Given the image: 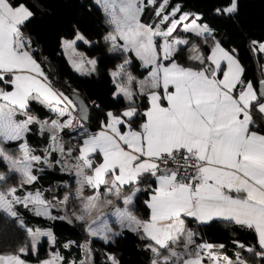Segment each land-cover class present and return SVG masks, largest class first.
<instances>
[{"label":"crops","instance_id":"0c3cea01","mask_svg":"<svg viewBox=\"0 0 264 264\" xmlns=\"http://www.w3.org/2000/svg\"><path fill=\"white\" fill-rule=\"evenodd\" d=\"M184 13L185 19L189 13ZM28 14L25 5H11L7 0H0V74H11V88L19 83L28 90L25 96L27 102L35 99L51 111L47 117H29L25 131L31 123H35L42 137L47 134L42 151L50 148L52 153V137L61 136L62 127L74 129L81 119L76 115V104L72 98L55 89L45 77L26 46L28 37L18 32L19 22ZM197 16L195 13L192 17L196 20ZM208 32V27L204 25L200 33ZM76 33L71 38H60L65 56L63 44L71 46L75 43ZM182 39L180 49L188 56L192 53L190 57L201 58L196 43L193 41L184 47ZM216 44V41L212 43L207 54L210 67L197 68L178 63L185 68L176 67L170 82L162 84L158 81V95L151 103L147 96L143 120L138 127H133L136 135L128 133L127 140L123 142L116 132L103 126L100 129L108 133V142H113L97 148L100 162L91 172L95 180L104 177L103 171L110 163L119 169L121 156L126 157V164L130 166L127 181L135 180L143 172L153 176L154 186L145 199L147 217H139L133 208L126 207L125 202L127 206H132L133 192L131 195L119 193L116 200L110 203L112 206L118 203L112 211L115 213L113 221L117 224L114 225L119 230L139 229L152 240V249L157 251L159 247H165L150 264H154V260L155 264H163L165 260L177 261L178 264H233L238 260V257L225 255L219 244L220 253L226 259L220 253L213 254L210 250L204 255L196 249L201 244L211 249L210 242L205 237L192 241L196 232L186 223V216L198 222L223 218L244 223L254 229L258 244L264 248V132L254 128L249 111L257 90L249 80H241L242 67L233 52L221 45L215 47ZM255 46L264 56V38L255 41ZM67 60L79 72V63L93 68L97 64L96 55L78 56L74 62ZM209 68L212 69L210 73L207 72ZM159 85L163 88L161 91L158 90ZM151 87L136 81L137 91H144L146 95V89ZM112 95L116 96L113 92ZM9 104L13 108L6 104V109L16 119L11 126H20L15 122H21L25 119V112H31L16 110L14 104ZM257 108L264 114V94ZM0 135L5 137L1 132ZM65 144L63 142L62 146ZM173 149L191 151L201 161L199 180L194 187L186 181L174 182L173 173L161 172L155 166L153 157ZM107 153L110 158L104 165ZM136 185L137 191L139 185ZM170 249L173 250L170 258H161Z\"/></svg>","mask_w":264,"mask_h":264},{"label":"trees","instance_id":"16d2710c","mask_svg":"<svg viewBox=\"0 0 264 264\" xmlns=\"http://www.w3.org/2000/svg\"><path fill=\"white\" fill-rule=\"evenodd\" d=\"M7 1L11 5L21 3L27 7L29 14L19 22L18 32L28 37L26 46L50 84L70 97L75 95L82 98L89 108L88 121L78 120L74 129L68 127L60 129L61 136L74 138L73 152L85 136L102 126L108 111L119 114L126 106L135 105L134 113L128 118V125L139 126L147 104L146 93L136 92L132 101L125 99L121 94L113 96L115 84L112 82L113 77L109 69L121 64V71L115 78L124 82L128 77L131 88L136 90L137 77L144 76L147 68L129 51H124L119 44L105 37V32L111 29L110 18L99 4L93 0ZM142 3L139 19L153 29L157 23L166 27L171 18L185 11L189 13L187 19L192 18L195 13L198 14L197 22L209 29L206 34L197 33L181 28V21H176L167 35L183 37L184 47L194 41L202 56L199 59L193 58L175 50L161 61L173 60L186 66L208 68L210 64L207 54L212 43L216 41L233 52L242 67L241 80H249L257 90L258 83L264 79V74L260 71V61L264 56L255 46V41L264 38V0H152L151 3L143 0ZM159 5L161 11H157ZM174 7H176L174 16L169 14L170 16L161 19L162 13H170ZM76 31H79L86 40H90L89 43L77 40L76 47L88 56L96 55L97 64L88 72H79L73 68L60 46L62 36L71 38ZM161 36L155 33L153 37L157 51L160 50ZM10 78L11 74L8 72L0 74L3 88H11ZM162 89L159 85L158 90ZM262 98L263 94H257L250 102L249 111L254 128L264 132V114L257 108ZM25 108L38 118L47 117L51 113L35 99H30ZM119 125L123 127L124 123L120 122ZM25 138L38 153L43 149L42 144L47 142V134L42 137L35 123H31L25 132ZM19 143V139L0 137L1 189L18 184L21 179V173L10 170L3 154L16 156L20 150ZM92 155L93 162L100 159L99 152L96 151ZM54 165L38 171L36 178L25 186L42 185L50 188L55 195L62 196L69 189L74 176ZM136 184L139 185V189L134 194L132 208L137 216L145 218L148 215L145 199L154 186L152 174L140 173L135 180L123 183L120 190L128 191ZM101 186L103 184H99V187ZM17 209L23 222L18 214H11L0 208V252L2 250L17 252L20 248H25V252L19 253L28 260H36L44 256L48 248H54L60 253L63 262L77 260L82 256L81 243L88 237L85 221L74 218L70 221L59 216L47 220L21 205H17ZM185 221L196 232L193 242L205 237L208 242L219 244L225 255L231 258L238 257L233 264H243V261L249 264H264V248L258 244L251 226L223 218L198 222L193 217L186 216ZM36 222L50 226L54 241L48 245L45 238H42L33 252L29 231L24 223ZM88 242L92 264H150L165 249V247H159L157 251L152 249L150 246L152 240L139 229L123 228L107 239L90 237ZM163 264L178 262L165 260Z\"/></svg>","mask_w":264,"mask_h":264},{"label":"rangeland","instance_id":"374dc122","mask_svg":"<svg viewBox=\"0 0 264 264\" xmlns=\"http://www.w3.org/2000/svg\"><path fill=\"white\" fill-rule=\"evenodd\" d=\"M143 0H93V2L99 4L103 12L110 18L111 29L105 32V37L112 42L119 44L124 51H129L130 54L137 57L140 60L142 66L147 68L146 74L141 77H137L139 84H145L152 86L148 90L147 96L149 103L158 95L156 85L160 81L162 84L170 82L175 75L176 67L185 68V66H179L178 63L171 60L170 62L161 61L164 57L169 55L175 50H179L185 54L181 48V36L167 35L174 27L178 19L181 21V28L189 29L194 32L200 33L203 30L204 24L197 22L193 17L187 19L185 13L181 12L177 17L171 18L169 24L163 27L162 24L157 23L155 29L150 27L146 22L139 19L140 12L142 10ZM150 3L152 0H148ZM164 2V1H163ZM174 7L170 13H162L161 19H164L169 14L174 16ZM157 11H161V5L157 7ZM169 15V16H170ZM162 35L159 39L160 50L155 49V43L153 40L154 34ZM79 39H86L77 31L74 36L75 42ZM64 52L71 62H74L78 56H85L84 52L76 47L75 43L71 46L63 44ZM215 47H220L216 44ZM159 55V56H158ZM189 56H193L192 53ZM80 72H88L93 67L86 64L77 66ZM121 71V64L116 65L109 69V73L113 77L115 84L114 95L121 94L127 100H133L137 91L131 88L129 78L126 77L124 82H121L115 76ZM148 75L149 77H145ZM160 84V83H159ZM28 94V90L22 87L19 83L15 84L14 88L6 89L2 87L0 82V132L5 134L3 138L7 139H19L20 150L16 156L4 154L5 160L9 163L10 170H16L21 173V179L18 184H12L5 189L0 188V208L9 212L18 214L20 220L23 222V218L17 209V205L26 207L29 211L36 215L45 217L49 220L54 216H60L67 220H83L86 223V231L88 237L81 243L82 256L79 259H70L67 262L61 260V255L54 248H48L47 253L36 259L28 260L24 258L19 251L25 252V248H20L17 252H11L9 250H2L0 252V264H92V253L89 246L90 237H98L107 239L113 234L119 231V227L113 221L115 213L112 211L114 205L113 200H116L117 195L120 193L135 194L137 185H134L128 191H121L120 187L125 182H128L126 178H129V165L126 157H119V161L122 163L119 169H116L114 163L104 169V177L95 180L92 177V169L96 168L98 162H93V152L97 151V148L107 146L109 141L106 138L108 133L101 131L100 129H106L108 131H114L124 142L127 140L128 133L136 135L133 127L128 125V118L134 113L135 105H128L122 109L119 114H114L111 111L107 112V119L97 128L93 133L85 136L81 143H79L77 149H74V138L55 135L51 139V147L54 149L50 153V148L40 153L35 152L25 138V123L29 120V117H36L35 114L25 112V119L21 120L20 126L12 127L15 116L13 113L6 109V104L12 109L14 104L16 110H26L25 105L27 99L25 96ZM5 108V109H4ZM77 115V113H76ZM120 122L124 123V126L119 125ZM124 129V131H122ZM97 133V134H96ZM135 133V134H133ZM97 135V136H96ZM66 142L65 146L62 143ZM108 142V144H107ZM54 144V145H53ZM107 144V145H106ZM45 150V149H44ZM100 152V151H99ZM110 154L107 153L104 160V165L109 161ZM125 163V165H124ZM54 166L71 173L74 176L72 183L69 185V189L62 196H57L51 192L50 188H46L42 185L37 186H25L32 182L38 171H42L44 167ZM97 170V169H96ZM171 174L174 172L168 170L164 172ZM2 175L0 174V178ZM66 184L67 181H64ZM99 184H103L100 188ZM119 194V195H120ZM114 200V201H115ZM126 207L132 209L131 204H126ZM36 223H24L27 225L29 235L31 238V249L35 252L37 243L45 238L48 245L53 244L54 237L49 225L39 222ZM116 224V225H114ZM211 249L204 244L197 245L195 248L199 249L201 253L209 254L210 250L213 254L220 253L218 244H209ZM172 249L168 250V253L162 255L161 258L168 259ZM221 257H224L221 254ZM156 260H154V264ZM158 261V260H157ZM210 264V263H208ZM243 264H249L243 261Z\"/></svg>","mask_w":264,"mask_h":264},{"label":"built area","instance_id":"2783aa9c","mask_svg":"<svg viewBox=\"0 0 264 264\" xmlns=\"http://www.w3.org/2000/svg\"><path fill=\"white\" fill-rule=\"evenodd\" d=\"M260 71L264 74V59L260 61ZM153 161L157 168L172 170L174 182L186 181L194 187L199 180L201 161L191 151L173 149L153 157Z\"/></svg>","mask_w":264,"mask_h":264},{"label":"water","instance_id":"95a60500","mask_svg":"<svg viewBox=\"0 0 264 264\" xmlns=\"http://www.w3.org/2000/svg\"><path fill=\"white\" fill-rule=\"evenodd\" d=\"M212 71L211 68L208 69V73H210ZM257 94H264V81L261 80L258 83V87H257ZM72 100L74 101V103L76 104V113L77 116L82 120V121H88L89 119V108L87 106V104L85 103V101L78 97V96H73L71 97ZM159 171H163V172H167L168 170L165 168H158Z\"/></svg>","mask_w":264,"mask_h":264}]
</instances>
